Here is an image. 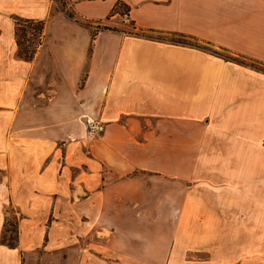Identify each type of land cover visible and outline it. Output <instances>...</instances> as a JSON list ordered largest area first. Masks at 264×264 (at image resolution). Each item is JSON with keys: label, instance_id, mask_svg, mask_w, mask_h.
I'll list each match as a JSON object with an SVG mask.
<instances>
[{"label": "crops", "instance_id": "1", "mask_svg": "<svg viewBox=\"0 0 264 264\" xmlns=\"http://www.w3.org/2000/svg\"><path fill=\"white\" fill-rule=\"evenodd\" d=\"M67 2L74 18L53 0H0V233L8 210L18 216L17 246L0 245V264H191L172 246L176 232L156 225L170 207H190L193 184L177 181L224 127L236 148L221 170L244 181L234 167L250 155L253 179L231 196L236 211L255 215L264 72L144 33L185 36L264 66V0ZM17 18L45 23L30 61L17 56ZM84 117L104 133L86 137ZM193 220L184 237L204 239ZM243 229L233 220L232 231L217 232L233 247L218 249L215 264H264V244L234 246L253 237Z\"/></svg>", "mask_w": 264, "mask_h": 264}, {"label": "rangeland", "instance_id": "2", "mask_svg": "<svg viewBox=\"0 0 264 264\" xmlns=\"http://www.w3.org/2000/svg\"><path fill=\"white\" fill-rule=\"evenodd\" d=\"M53 1L55 2L56 12H63L65 14L71 13L67 0ZM118 12L122 14L121 19L124 21L125 16L123 13H125V8L122 5L118 6ZM95 26L96 25L91 24L93 31H96ZM99 26L101 29L109 27L128 34L136 33L129 23H125V26H116L111 25L109 22H103L99 24ZM35 27L36 24H22L21 27L18 28L17 37L23 45H26L28 42L34 45L37 39H39V31H37ZM144 34L170 42L197 46L199 48L202 47L205 48V50L220 54L223 59L226 57L225 60L227 61H235L256 69L248 59L234 56L225 50L200 43L185 36ZM227 129L228 131L230 130L226 127L219 129L215 128V130H217L216 135H220V137L213 136L209 138L207 143H201L198 146L197 155L192 164V173L184 176V179L181 181H177L183 186H185L184 184L186 182H191L193 184L191 187L185 189L186 194L189 195L188 199L191 202L190 207L188 206L185 208L183 203H178L179 207L173 209L170 207V214L166 216L169 221L164 220V216H162V222L156 225V230L158 232L163 233L166 229L168 232H176V237H174L173 240L175 246L174 244L172 246L187 253V255H185L186 257L182 256L181 258H186L187 261H191V264H200L199 261L201 260L215 264L217 255L219 254L218 249H224V254L231 253V250L228 252V249L233 247L232 240L219 238L217 232L224 233L232 231L233 220H237L240 223V229L243 227V231L246 233L250 231L253 236L251 239H240L236 241L234 245L236 248H240V251L244 252L246 251L244 248L248 246L264 244V168L254 177V179L256 178L255 198L257 206L255 209L251 210L252 212L254 211L255 215L251 214V217H247V214L245 216L244 213H240L241 210L239 208V210L237 209L236 211L237 206H234L233 201L235 200L237 203L238 198L233 200L231 195L233 192L235 193L233 188L237 190L241 188L242 184H246L243 186L244 188L247 186L248 180L253 179L252 177L254 175L249 174V164L253 163V161L250 155L245 154L242 159L238 160L236 167H234L235 170L241 173L240 175L243 176L245 182L241 181L242 177L229 174L231 173L230 170H226L225 173L222 172L221 168L227 167V164H229L230 167L231 161L225 159V157L230 156L236 148L231 142H225L230 139L223 137V132L225 133ZM224 135H226V133ZM254 146L257 149V154L264 150V142L255 144ZM178 166L182 170V168L185 169L187 165L178 164ZM236 193L238 192L236 191ZM187 203L189 202L187 201ZM243 210L246 211L245 209ZM8 212V225L6 230L3 229L1 231L0 241L13 242L16 239V221L18 216L14 213V210L10 209ZM233 216L237 217V219L235 217L233 218ZM190 217L194 219L191 222V230L198 231L199 227H201L202 231L205 232L204 239H189L184 237L183 231L185 230V226L190 224ZM248 221H250V224H248ZM227 258L226 260H231L232 256L228 255ZM50 262L53 263L55 261L52 260ZM229 263L228 261V264Z\"/></svg>", "mask_w": 264, "mask_h": 264}, {"label": "trees", "instance_id": "3", "mask_svg": "<svg viewBox=\"0 0 264 264\" xmlns=\"http://www.w3.org/2000/svg\"><path fill=\"white\" fill-rule=\"evenodd\" d=\"M124 7V6H123ZM127 11V10H126ZM125 11V12H126ZM69 18H74L73 13H69L66 14ZM22 24L28 25V24H36L35 29L37 31H39V39H37L36 43L34 45L30 44V42H28L26 45H23L17 37V32H18V28L21 27ZM44 21H32V20H25V19H16V28H15V36H16V44H17V56L20 57L21 59L25 60V61H30L32 60V58L34 57V54L37 51L38 46L41 44V33L43 31L44 28ZM103 30H110V31H118L116 29H112L109 27H104ZM202 48V47H200ZM205 49V48H202ZM215 54H218L216 52H213ZM219 56H221L220 54H218ZM226 59V57H224ZM251 63L254 65V67L256 69H259L261 71H264V66L258 62L255 61H251ZM8 225V220L7 217L4 220V224H3V229L6 230V227ZM0 245H5L9 248H15L17 246V221H16V239L13 242L7 241L5 242L4 240L0 241Z\"/></svg>", "mask_w": 264, "mask_h": 264}, {"label": "built area", "instance_id": "4", "mask_svg": "<svg viewBox=\"0 0 264 264\" xmlns=\"http://www.w3.org/2000/svg\"><path fill=\"white\" fill-rule=\"evenodd\" d=\"M84 128L86 137L96 138L100 137L104 133V124L94 118L84 117Z\"/></svg>", "mask_w": 264, "mask_h": 264}]
</instances>
